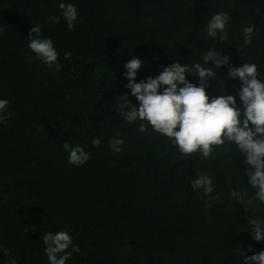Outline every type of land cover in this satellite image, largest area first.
<instances>
[{"label":"trees","instance_id":"16d2710c","mask_svg":"<svg viewBox=\"0 0 264 264\" xmlns=\"http://www.w3.org/2000/svg\"><path fill=\"white\" fill-rule=\"evenodd\" d=\"M60 3L77 9L72 30ZM218 13L228 15L223 42L206 33ZM37 24L59 54V71L28 47ZM252 24L244 47L243 29ZM209 48L237 67L255 63L264 81V0H0V99L9 101L0 121V264H49L42 236L58 231L72 237L66 251L80 249L66 264H244L264 251L247 220L264 219V203L247 183L235 143L214 146L208 158L184 155L146 122L125 121L118 108L123 94L139 107L125 87L131 59L144 62L140 82L175 61L203 64ZM204 67L215 73L208 95H234L243 109L239 79L226 66ZM195 74L186 79L198 84ZM140 123L147 131H138ZM111 138L124 140L120 153ZM65 142L90 159L69 164ZM200 176L212 179L204 199L191 187ZM233 190L246 193L247 214Z\"/></svg>","mask_w":264,"mask_h":264},{"label":"clouds","instance_id":"9594fccd","mask_svg":"<svg viewBox=\"0 0 264 264\" xmlns=\"http://www.w3.org/2000/svg\"><path fill=\"white\" fill-rule=\"evenodd\" d=\"M63 19L67 22L69 30H72L77 20V9L71 3H60ZM48 21L59 23L60 17L49 16ZM228 15L218 13L212 15L206 25V33L209 38L219 36L221 42L228 39L226 28ZM255 25L252 24L243 29V46L252 43L251 36ZM40 25H33L28 33V47L48 67L61 69L58 62V52L53 42L41 36ZM241 52V48H238ZM71 53H65V59L70 58ZM231 57L209 48L203 55V64H181L176 62L164 67L160 74L153 78L147 77L137 82V72L143 66L140 58L131 59L126 65L125 78L128 80L126 88L131 90V95L136 98V104H129L127 94L120 95L118 108L120 115L129 123L137 121L146 122L154 131L170 138L178 146L184 155H191L197 151L204 158L211 156L214 146H222L225 141L233 142L238 146L242 156L245 157V175L247 183L256 189L255 197L264 203V81L258 79V68L255 63H243L242 66L231 64ZM211 63L217 69L228 68L230 79H239L241 82L238 95L243 103V109L237 105L234 95H218L210 97L206 89L210 85V78L215 77L212 68L204 67ZM195 72L199 77L198 84L189 82L186 76ZM164 86L161 92V87ZM7 99H0V121L8 117L6 108ZM145 123H140L138 131H147ZM99 138H93V147H99ZM124 140L111 138L110 148L115 153L122 151ZM63 148L69 152L68 163L75 166L85 164L90 155L81 146L73 147L69 142L63 144ZM191 187L202 189L204 197L212 192V179L208 176H200L191 181ZM246 193L233 190L231 197L237 204L245 205ZM214 199V197L212 198ZM206 207H211L207 201ZM245 213L247 209L244 207ZM249 231L257 242H264V219L247 215ZM45 245L44 252L49 264H66L72 253L79 252V246H73L71 252L66 251L72 245V237L67 231H58L55 234L45 232L42 236ZM249 251H252L251 246ZM7 255V250H4ZM11 264H15L12 261ZM244 264H264V251L251 256H245Z\"/></svg>","mask_w":264,"mask_h":264}]
</instances>
